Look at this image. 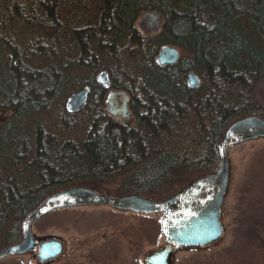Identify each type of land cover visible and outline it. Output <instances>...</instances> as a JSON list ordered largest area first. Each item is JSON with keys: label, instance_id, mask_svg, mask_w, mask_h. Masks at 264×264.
<instances>
[{"label": "trees", "instance_id": "16d2710c", "mask_svg": "<svg viewBox=\"0 0 264 264\" xmlns=\"http://www.w3.org/2000/svg\"><path fill=\"white\" fill-rule=\"evenodd\" d=\"M89 1L0 0V249L23 239L40 201L68 187L119 181L123 195L173 196L188 174L218 168L234 121L264 118V0H94V20L78 18ZM148 10L164 17L153 36L138 28ZM167 44L181 59L160 67ZM104 69L130 95L132 120L107 111L95 78ZM87 85L85 109L67 112Z\"/></svg>", "mask_w": 264, "mask_h": 264}, {"label": "water", "instance_id": "95a60500", "mask_svg": "<svg viewBox=\"0 0 264 264\" xmlns=\"http://www.w3.org/2000/svg\"><path fill=\"white\" fill-rule=\"evenodd\" d=\"M164 24L162 13L148 10L141 14L138 28L153 36ZM181 59L180 50L173 45L161 47L156 63L160 67L173 66ZM96 82L107 91V111L122 122L132 120L130 95L113 88L110 72L106 69L96 74ZM187 85L196 90L201 86L198 74H187ZM89 85L72 93L65 109L76 114L85 109L89 101ZM264 139V118L250 115L234 121L227 129L220 146L221 160L218 168L185 186L177 194L155 200L138 194L113 196L89 187L74 186L59 190L40 201L23 221V239L0 249V261L13 256L35 252L40 263L60 257L65 244L61 237L37 235L34 225L50 214L73 208L107 206L121 211L144 214H164L163 226L166 244L146 254L145 264H175V253L183 249H200L218 243L224 235L221 220L222 208L231 186V159L233 148L249 141Z\"/></svg>", "mask_w": 264, "mask_h": 264}, {"label": "rangeland", "instance_id": "374dc122", "mask_svg": "<svg viewBox=\"0 0 264 264\" xmlns=\"http://www.w3.org/2000/svg\"><path fill=\"white\" fill-rule=\"evenodd\" d=\"M93 2L89 1L86 11L78 8L77 17L94 20ZM257 93L264 100V79L257 82ZM5 116L0 114V119ZM230 159L232 182L221 213L222 239L205 248L177 251L175 264H264V139L236 146ZM187 178L181 188L197 176ZM118 183L106 185L102 192L123 195ZM163 218L164 214L109 207L69 209L33 228L37 235L62 238L65 250L60 257L40 263L30 253L5 258L0 264H145L148 252L166 244Z\"/></svg>", "mask_w": 264, "mask_h": 264}, {"label": "flooded vegetation", "instance_id": "af4514ba", "mask_svg": "<svg viewBox=\"0 0 264 264\" xmlns=\"http://www.w3.org/2000/svg\"><path fill=\"white\" fill-rule=\"evenodd\" d=\"M107 98V97H106ZM133 113V112H132ZM90 207H107V206H90ZM109 208H111V207H109ZM111 209H114V208H111ZM117 210V209H116ZM30 254V253H29ZM29 254H27V255H29ZM32 254H33V256L34 257H36V254H35V252H32Z\"/></svg>", "mask_w": 264, "mask_h": 264}]
</instances>
